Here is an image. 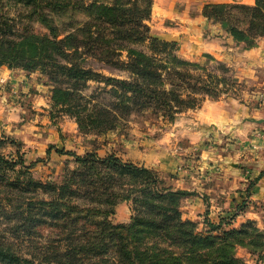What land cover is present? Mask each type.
<instances>
[{"label": "rangeland", "instance_id": "1", "mask_svg": "<svg viewBox=\"0 0 264 264\" xmlns=\"http://www.w3.org/2000/svg\"><path fill=\"white\" fill-rule=\"evenodd\" d=\"M68 1L41 0L31 4L27 0H0V20L12 26L13 31L50 35L54 32L58 38L76 32L79 40L83 38L82 25L86 19L82 12L65 10L62 5ZM222 2L227 3L224 15L229 21L246 28L250 15L246 6L254 5L255 0H152L146 22L152 35L177 41L180 56L198 61L218 75L222 74L218 61L230 68L235 85L218 96L199 92L202 99L198 106L206 99H223L237 110L240 107L243 110L240 125L244 130L241 133L213 127L202 131L206 126L193 115L198 106L185 109L174 120L146 108L132 112L115 128L85 131L78 125L75 114L52 105L56 82L41 68L28 70L5 64L10 72L0 76V155L12 164L4 165L0 171V232L12 235L10 227L16 222L18 209L6 203L8 192L13 191L14 195L21 192L33 199L34 205L38 199L50 200L53 195H58L61 203L65 202L55 209L41 204L33 238H16L21 257L29 260L24 264H39L46 255L58 264L117 262L119 255L111 227L129 224L134 217L147 216L146 208L135 196L147 203L148 195L139 188L146 183L148 174H144V180L138 178L140 182L123 178L120 180L125 181L123 184L106 188L103 182H107L108 173L102 164L94 162L81 166L78 173L69 172L78 165L76 156L87 153H96L99 157L112 153L124 162L147 168L152 177L146 185H150L156 199V193L178 191L179 219L191 222L193 233L214 240V246L225 248L226 254L231 253L239 262L264 264V192L257 194L254 190L257 177L253 169L259 167V159L264 155V60L257 58L258 64L243 56L246 49L259 46L264 35L257 36L251 47L234 40L219 21L204 13L206 3ZM164 7L186 9L188 17L204 20L166 16L161 12ZM205 41H213L219 48L215 52ZM83 63L104 75L127 76L126 72L91 56ZM248 66L251 74L240 76V68L246 72ZM103 84V81L88 79L83 91L94 90L101 96L97 99L107 101L108 95L99 94L97 87ZM218 85L219 88L227 86L222 82ZM199 129L200 134L196 135ZM235 154L237 162L232 161ZM227 155L232 159H224ZM20 156L24 164L18 161ZM232 163L239 167L237 175L225 170ZM98 168L103 178L100 183L97 182ZM260 170L263 174L264 168ZM68 173L67 181L63 178ZM26 176L42 185L30 192L23 190L18 180ZM197 199L202 200L200 207L196 205ZM161 233L162 227L156 236H147L151 250L155 246L161 252L160 248L167 245L168 240L161 239ZM57 248L74 252L70 253L71 258L60 260L52 256ZM207 254L206 259L213 257Z\"/></svg>", "mask_w": 264, "mask_h": 264}, {"label": "trees", "instance_id": "2", "mask_svg": "<svg viewBox=\"0 0 264 264\" xmlns=\"http://www.w3.org/2000/svg\"><path fill=\"white\" fill-rule=\"evenodd\" d=\"M27 1L35 4L41 0ZM67 3L62 5L65 10L82 12L85 16L83 38L77 40L76 32L58 38L54 32L50 35L13 31L12 26L0 20V65L28 70L41 68L56 82L52 89V105L57 110L75 114L78 125L85 131L115 128L117 123L132 112L146 108L165 119L174 120L185 109L200 104L202 96L199 92L218 96L235 85L230 68L223 62L218 61V67L222 71L218 75L204 64L180 56L177 41L162 39L150 33L146 21L150 15L152 0H70ZM226 6L227 3L224 2L206 3L204 13L219 21L234 40L243 41L248 47L255 45V38L264 35V0H255L254 5L246 6L250 14L246 28L229 21L224 15ZM207 8H214L216 11L210 13ZM139 44L143 47L136 46ZM82 52L85 54L82 55ZM88 56L126 72L127 76L104 75L83 63ZM88 79L103 81V86L97 87L100 89L99 94L108 95L107 101L97 99L101 96L94 90L83 91ZM221 82L227 86L219 88L218 84ZM18 161L24 164L21 156ZM76 161L78 165L69 172L78 173L81 166L94 162L104 165L108 173L107 182H103L106 188L123 184L125 181H120L123 178L140 182L144 180V174H148L146 183L139 188L143 194L148 195L147 203L145 199L135 196L146 208L147 216L134 217L129 224L111 227L110 233L116 239L115 251L119 260L102 264H246L239 262L231 253L226 254L225 248L214 246V240L193 233L191 222L179 219L178 191L163 194L154 192L156 199L151 194L153 190L150 185H146L152 177L147 168L124 162L112 153L103 157L96 153L78 155ZM7 164L12 163L0 155V171ZM99 172L98 168V183L103 179ZM17 177L20 178L18 175ZM63 179L68 181L69 173ZM18 184L23 190L30 192L42 185V182L26 176L18 180ZM134 190L136 191L135 188ZM105 191L109 192L107 189ZM12 193L13 191L5 195L6 203L18 209V212L15 215L16 222L10 227L12 235L0 232V264H24L29 261L21 257L16 238H33V226L38 220L37 210L41 204L46 208L52 206L53 209L65 205V202L58 201V195H53L50 200L38 199L34 205V200L21 195V192H18L20 195ZM161 227V239L168 242L159 252L155 246L152 250L147 246L150 239L146 238L149 234L156 236ZM167 246L171 248L168 249ZM209 247L211 249H206ZM71 252L74 251L57 248L52 256L63 260L65 257L71 258ZM205 253L213 257L206 259ZM44 262L58 264L50 261L47 255L39 264Z\"/></svg>", "mask_w": 264, "mask_h": 264}, {"label": "crops", "instance_id": "3", "mask_svg": "<svg viewBox=\"0 0 264 264\" xmlns=\"http://www.w3.org/2000/svg\"><path fill=\"white\" fill-rule=\"evenodd\" d=\"M154 6V11L157 9L156 8V4H153ZM158 11V10H157ZM161 12H163L164 14L167 15H171V16H176V17H180L182 19H188L189 21H203V18H195V17H188V13H186V9H171V7H164L161 9ZM208 48H210L211 50L215 51L217 48H219L215 42L213 41H208V42H203ZM179 50V48H178ZM216 52V51H215ZM244 59H249L250 61L252 60H256L258 61L257 58L259 59H263L264 60V41L260 42L259 46H255V47H251L249 49H246L244 51ZM250 57V58H248ZM264 62V61H262ZM259 64V61H258ZM246 65V64H245ZM246 67V66H245ZM239 71V75L242 77L248 76L251 74L250 70L251 67L248 66V68H245L246 72ZM8 72H10V69L5 65H0V76H4L5 74H7ZM248 74V75H247ZM239 110V111H238ZM238 110L235 109V107H232V105H230L226 100L223 99H206L202 102V104L200 106H198L197 108H195V111L193 113V115L196 117V119L199 122L204 123V125L206 126L205 129H203L202 131L208 129L209 127H213V128H223V129H232V130H236L237 132H244L243 129H241V116L243 110L238 107ZM239 121V123H238ZM238 123V124H237ZM246 126V125H245ZM196 135L200 134V129L196 130ZM194 133V134H195ZM226 160H230L232 158H230V155L225 156ZM237 154H235V158L232 160L233 162H237ZM259 167H254L253 169H255L254 173L256 174L255 177H257L256 182L254 183V190L257 194H261L264 192V173L260 174L261 170L258 172L259 168H264V155H263V159H259V163H258ZM226 171H229L231 174L233 175H237L239 173V167L236 166V163H232L231 166L229 165V167H225ZM202 204V200L197 199L196 201V205H198L200 207V205ZM192 214L190 213V216Z\"/></svg>", "mask_w": 264, "mask_h": 264}]
</instances>
